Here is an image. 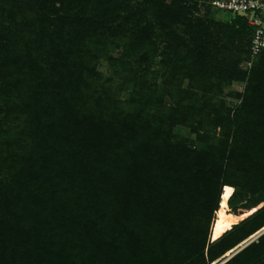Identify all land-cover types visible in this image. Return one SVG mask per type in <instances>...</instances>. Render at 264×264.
Returning <instances> with one entry per match:
<instances>
[{"label": "trees", "instance_id": "1", "mask_svg": "<svg viewBox=\"0 0 264 264\" xmlns=\"http://www.w3.org/2000/svg\"><path fill=\"white\" fill-rule=\"evenodd\" d=\"M197 9L0 0V264H209L264 227V51L241 70L245 17ZM223 264H264V232Z\"/></svg>", "mask_w": 264, "mask_h": 264}, {"label": "rangeland", "instance_id": "2", "mask_svg": "<svg viewBox=\"0 0 264 264\" xmlns=\"http://www.w3.org/2000/svg\"><path fill=\"white\" fill-rule=\"evenodd\" d=\"M198 2V9L195 11H192V17L194 19H199V20H205L207 17L211 16V11H210V7L208 5V0H195ZM229 15V14H228ZM215 16L220 19L225 21L227 18L221 14V13H215ZM225 18V19H224ZM225 38V36H224ZM223 38V39H224ZM233 41V45L234 47L238 46L237 49H232L229 48V50L226 51V55H228L229 53L233 52V57H237V55H239L240 53L239 50L241 49V47H243V43H244V38L242 36H234V38H232ZM225 42V39L223 40V43ZM232 43H230V46H232ZM239 49V50H238ZM241 56V61L239 62V68L243 71H248L249 68L251 67V64L253 63V61L255 60V57L252 58L250 56H247L243 53L240 54ZM236 59V58H235ZM98 71H100L104 76H107L109 74V68L108 65L106 63V61L104 60H100V62L97 65ZM245 83L241 82V81H237L234 80L233 82H231L229 85H222L223 86V91L220 92V97L224 100L225 104L230 107V108H235L236 105L238 104V99L230 96V93H234V92H242L243 88H244ZM204 93L203 90H193V96L195 97H201V95ZM123 93L119 94V98L123 99L122 95ZM238 215L233 214L232 212H230V208L225 205L223 208H221L220 211L214 213V218H212L209 226H208V231H207V235H208V239L213 241L215 239H213V237L211 236V230L212 229H216L217 231H219V233L223 231H227L229 230L231 227V220L232 218L237 217ZM244 217H242L239 221H241ZM229 226V228H228ZM262 232H264V227H262L261 229H259L258 231H256L254 234L250 235L249 237H247L246 239H244L243 241H241L240 243H238L236 246H234L232 249L228 250L226 253H224L223 255L219 256L218 258H216L215 260H213L212 262H210L209 264H223L224 262H226L231 256H233L236 252H238L239 250H241L242 248H244L246 245H248L250 242L254 241Z\"/></svg>", "mask_w": 264, "mask_h": 264}, {"label": "built area", "instance_id": "3", "mask_svg": "<svg viewBox=\"0 0 264 264\" xmlns=\"http://www.w3.org/2000/svg\"><path fill=\"white\" fill-rule=\"evenodd\" d=\"M209 4L223 15H243L252 27L250 57L264 51V0H211Z\"/></svg>", "mask_w": 264, "mask_h": 264}]
</instances>
